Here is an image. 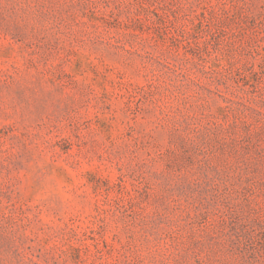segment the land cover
Here are the masks:
<instances>
[{
	"label": "rangeland",
	"instance_id": "obj_1",
	"mask_svg": "<svg viewBox=\"0 0 264 264\" xmlns=\"http://www.w3.org/2000/svg\"><path fill=\"white\" fill-rule=\"evenodd\" d=\"M0 264H264V0H0Z\"/></svg>",
	"mask_w": 264,
	"mask_h": 264
}]
</instances>
